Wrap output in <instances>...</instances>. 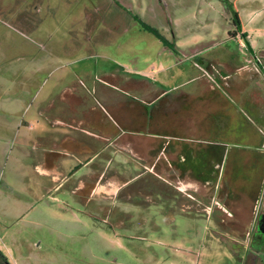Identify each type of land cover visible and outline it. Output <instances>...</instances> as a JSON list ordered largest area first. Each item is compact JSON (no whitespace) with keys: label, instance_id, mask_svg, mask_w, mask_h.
<instances>
[{"label":"rangeland","instance_id":"obj_1","mask_svg":"<svg viewBox=\"0 0 264 264\" xmlns=\"http://www.w3.org/2000/svg\"><path fill=\"white\" fill-rule=\"evenodd\" d=\"M229 1L0 0V264H264L257 229L264 121L252 111L264 112L263 100L254 107L233 102L243 131L236 137L226 127L217 146L222 158L203 159L207 179L190 174L179 156L168 157V146L155 161L158 175L144 171L161 143L151 148L134 136L139 172L119 165L128 139L120 138V126L137 124L136 112L154 107L140 100L146 89L155 96L178 87L167 94L175 115L161 108L150 122L146 114L150 125L167 128L181 119L175 100L193 85L188 78L204 72V59L243 65L221 67L235 86L245 68L264 80V0ZM56 118L90 132H73L88 164L53 188L38 164L53 168L47 162L55 154L38 138L70 135L49 132ZM182 119L193 122L194 114ZM105 137L112 143L104 148Z\"/></svg>","mask_w":264,"mask_h":264},{"label":"crops","instance_id":"obj_2","mask_svg":"<svg viewBox=\"0 0 264 264\" xmlns=\"http://www.w3.org/2000/svg\"><path fill=\"white\" fill-rule=\"evenodd\" d=\"M174 50L178 51L179 49L176 46ZM204 60L206 62L203 65L204 72H202L199 77L193 76L188 78L189 83L193 82V85L190 86L189 89L184 90L183 92L181 91L180 94L182 95V99L175 100L179 102L177 109L180 110L181 121L176 120L175 118V125H173V127L168 126L167 128H160L158 125L153 127L155 124L150 125L146 114L151 117L150 122L153 120V117H156L155 112L157 115L158 112L161 113L159 110L161 108L163 113L167 114L171 111L175 115V110L173 109L175 103L171 100V96H168L167 94L172 92L173 89L177 90L178 87L173 88L168 92L165 89H161L160 93L155 96L152 95L153 93L151 90L147 89L145 90L147 92L144 91L145 93H142L143 95H141L142 97L140 100L143 103L146 102V104L150 102L149 104L154 107L152 111H149L144 115L141 113L142 110H140V113L136 112L134 119L139 121H137V124L127 122L125 123L126 125L120 126V138L124 136L126 139L128 138L127 140H124L126 141L124 146L127 150L120 154L119 159L121 160L119 165H121L125 171L134 170L139 172L140 164H142L140 160L135 158V152L131 150L130 136H134L135 142L137 141V143L140 142V138L150 140L151 148H154L152 145L153 142L156 141L161 143L160 150H157V145H155L156 153L154 154L153 161L150 162L151 164L145 165L146 169L144 171H149L152 174L158 175V172L155 170V161L159 159L161 155H166L164 148L168 146V157L179 156L183 159L184 163L189 165L188 169H190V174L191 172L195 173V175L199 174L196 178H206L200 175V173L207 172L202 166L204 164V158H207L208 163L210 164H217L218 159H220V157L222 158V152H219L217 146L219 145L220 137L223 134H227L225 133L227 131L226 127L229 128L230 134L235 132L236 137L240 136L239 131L243 130L239 127V117L233 114L235 108L233 102L238 101L243 105L247 104L251 107H254L255 104L261 103L262 100L264 102V99L260 97V93L258 92L260 87L264 85V80L262 78H257L256 74H252L250 77L247 72L249 68H245V71H243V74L241 75L240 82L238 83L237 81V85L235 86L230 84L231 82L227 80V74L224 76L222 75L221 67L225 66V68L242 70L244 69L243 65L230 66L227 62L221 61L218 58H207ZM158 74L159 73L157 72V75ZM217 77H219V80ZM159 79L157 78L156 80L161 84L166 82L164 81V78L159 77ZM222 84L225 86L226 90L221 87ZM149 91L151 93H149ZM148 93L149 95L147 96ZM160 94H162V99L159 102L164 101L162 105H159L160 103L158 104L156 101ZM135 98L138 100L139 96L137 95ZM186 111L194 114L193 122L187 123L182 119V115H186ZM252 111L255 119L262 122L264 121V112L261 109L252 108ZM236 113H238V108ZM232 115L234 116L232 117ZM56 121L59 123H54L55 125L52 126L53 130H50L49 132L56 133L57 131H60V133H62L63 131H70V135L67 136V134L64 133L61 134L59 138H57L56 135H53V138L51 137V134L45 135L46 137L44 138H42L43 136L41 135L38 138L41 142L40 145L42 146L43 151L48 149L47 145L50 147L49 151H45V153L55 154L56 160L52 158V161L47 162L50 163L49 166H53V168L49 169V167L46 166L40 167L38 164L39 171L42 172L44 176H50V180L55 182L53 188H57L58 186L63 187L66 180L76 176L80 168L88 164V161L82 162L76 152L78 148V137L76 135L79 129L83 132H90L88 128L80 127L77 122L69 123L59 118H56ZM175 126L177 127L175 128ZM67 127H70V130ZM108 127H110V125ZM73 132L76 135L73 136ZM66 137L67 139L63 140V138ZM243 138L248 140V136L245 137L243 135ZM104 139L106 140L103 142L104 148L111 145L112 140L110 137H105ZM54 143H56V146ZM136 153L139 154V152ZM56 161L58 163L54 165ZM168 162L171 164L169 160ZM108 163H111L110 158L108 159ZM107 165L108 164H106V166ZM144 171L141 170L140 172L142 173ZM70 192L72 193V188H70Z\"/></svg>","mask_w":264,"mask_h":264},{"label":"trees","instance_id":"obj_3","mask_svg":"<svg viewBox=\"0 0 264 264\" xmlns=\"http://www.w3.org/2000/svg\"><path fill=\"white\" fill-rule=\"evenodd\" d=\"M224 1L226 3H229L230 5L232 4V2H230L229 0H224ZM134 18L139 22V24L141 25V27L144 30L153 33L157 38L160 39V41L164 45L169 46L172 49H175L174 43L172 41H170L168 38H166L156 27H154L151 24L145 22L139 16H135ZM233 21L236 23L237 26L239 25L238 14H237V12L235 10H234V18H233Z\"/></svg>","mask_w":264,"mask_h":264},{"label":"flooded vegetation","instance_id":"obj_4","mask_svg":"<svg viewBox=\"0 0 264 264\" xmlns=\"http://www.w3.org/2000/svg\"><path fill=\"white\" fill-rule=\"evenodd\" d=\"M257 229L264 236V211L258 214Z\"/></svg>","mask_w":264,"mask_h":264},{"label":"built area","instance_id":"obj_5","mask_svg":"<svg viewBox=\"0 0 264 264\" xmlns=\"http://www.w3.org/2000/svg\"><path fill=\"white\" fill-rule=\"evenodd\" d=\"M0 240H1V235H0Z\"/></svg>","mask_w":264,"mask_h":264}]
</instances>
